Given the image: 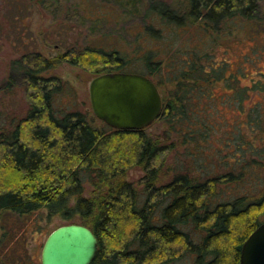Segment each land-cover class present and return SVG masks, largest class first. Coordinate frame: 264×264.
Here are the masks:
<instances>
[{
	"label": "trees",
	"instance_id": "trees-1",
	"mask_svg": "<svg viewBox=\"0 0 264 264\" xmlns=\"http://www.w3.org/2000/svg\"><path fill=\"white\" fill-rule=\"evenodd\" d=\"M125 1L135 6L144 3ZM259 1L153 0L143 16V22L149 23L134 37L151 35L160 41L156 50L145 49L141 43L131 51L116 45L111 49L89 45L54 57L30 49L14 59L12 73L0 90H10L19 76L30 91L29 107L23 116L0 122V217L29 216L46 208L49 217L56 214L68 221L63 224L89 226L99 242L91 264H166L185 256L193 257V264H240L243 243L263 221L264 192L257 198L247 194L225 200L214 197L220 181L241 182L257 165L264 169V161L255 157L264 159V146L242 134L235 149L254 154L240 158L234 170L214 174L205 164L204 178L188 168L160 183L163 153L170 147L162 134L153 136L147 127L96 125L92 114L79 108L74 98L70 103L60 102L63 92L67 90L69 96L75 91L49 72L68 62L95 75L139 72L151 77L159 88L166 83L169 89L163 93V110L157 119L170 123L179 145L194 146L189 153L195 161L201 153V140L208 141L217 128L213 87L220 81L234 85V92L223 100L245 111L253 131L261 130L264 100L246 112L245 99L254 91L264 99V81L239 84L237 72L226 75L224 64L211 60L209 50L221 25L232 28L236 18L254 19ZM163 28L170 29V38H158L157 32ZM135 29L130 25L128 32ZM183 30H190L200 41L191 48L184 42L185 46L171 53L173 38ZM182 51L191 52L189 58ZM226 144L231 147L230 142ZM132 168L145 172L141 181L128 178ZM9 235L10 230L4 229L2 240L9 243ZM9 247L2 249L0 264H19L18 256L25 259L12 247L13 255ZM29 258L23 264H35Z\"/></svg>",
	"mask_w": 264,
	"mask_h": 264
},
{
	"label": "rangeland",
	"instance_id": "rangeland-1",
	"mask_svg": "<svg viewBox=\"0 0 264 264\" xmlns=\"http://www.w3.org/2000/svg\"><path fill=\"white\" fill-rule=\"evenodd\" d=\"M143 1L141 6H135L130 1L126 3L125 0H0V85H4L12 73V61L30 49L39 50L46 57H54L67 49L89 45L108 49L116 45L130 51L140 43L146 46L145 49L160 48V41L151 35L134 37L138 31L143 30L145 23H149L143 22V16L146 6L153 0ZM165 1L174 3V0ZM130 25L136 28L133 35L128 32ZM231 25L232 28L221 25L218 34H215L216 43L209 49L211 60L217 64H224L227 69L226 75L231 71L237 72L239 84L244 86L251 85L254 80L264 81V0L259 1V12L254 19L236 18L231 21ZM170 32L169 28H163L161 32H157V36L160 39L170 38ZM173 39L174 48L171 53L185 46L184 42L191 48L200 41L190 30H183ZM182 54L189 58L191 52L182 51ZM49 73L59 75L62 81L66 82L64 85L75 91L69 96L66 95L67 90L63 92L59 97L61 103H70L74 98L79 108L92 114L96 125L102 127L106 124L94 113L90 95L92 79L104 72L95 75L90 70L61 62ZM15 80L16 83L10 90H0V122L8 123L10 117L23 116L29 107L30 91H26L19 76L16 75ZM167 86L166 83L160 86L162 96L169 89ZM233 86H228L224 80L213 87L216 97L214 105L217 106L218 112L213 120L217 128L210 134L208 141L201 140L203 143L201 153L195 161L194 155L189 153L190 149L194 150V146L192 144H189V147L187 144L182 146L175 142L171 125L165 119H156L147 126L150 134L153 136L162 134L164 143L170 144L169 149L163 153L160 183L170 181L177 172L188 168L194 175L206 177V169L203 167L205 164L210 166L207 170L214 174L233 169L240 158H251L254 154L252 151L245 153L241 149H235V143H239L241 139L238 138L242 134L257 146H264V112L260 114L261 130L253 131L251 127L254 125H250V121L247 123L245 111L236 104H230L228 99L223 100L226 95L234 92ZM262 100L264 99L261 93L254 91L250 98L245 99L246 112ZM167 137L169 140H166ZM227 142H230V148L225 147ZM206 144L210 149L205 146ZM221 147L224 148L219 151ZM255 157L264 161L261 155ZM144 174L142 169L132 168L128 178L139 182ZM89 189L87 192L90 194ZM217 189L218 193L214 197L216 200L232 199L240 194H247L249 198L260 197L264 192V169L262 165H257L252 171H248L244 181H220ZM8 217H0V259L4 255L2 249L9 244L13 255L12 247L19 255L25 256V259L18 256L19 264H23L28 257L31 262L42 264V249L46 238L54 228L68 222L56 214L49 217L46 208L39 209L29 216ZM261 218L264 220V216ZM4 229L10 230L9 243L2 240L1 234ZM24 243L26 247H23ZM27 254L29 256L26 257ZM193 259L191 256H185L166 264H193Z\"/></svg>",
	"mask_w": 264,
	"mask_h": 264
},
{
	"label": "water",
	"instance_id": "water-1",
	"mask_svg": "<svg viewBox=\"0 0 264 264\" xmlns=\"http://www.w3.org/2000/svg\"><path fill=\"white\" fill-rule=\"evenodd\" d=\"M94 113L120 129H142L161 114L163 98L156 82L139 72L108 71L90 84ZM99 248L93 230L82 223L54 228L42 249V264H91ZM240 264H264V220L245 240Z\"/></svg>",
	"mask_w": 264,
	"mask_h": 264
}]
</instances>
